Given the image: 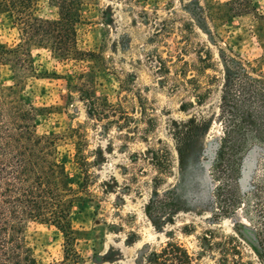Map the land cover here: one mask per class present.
I'll return each instance as SVG.
<instances>
[{"label":"rangeland","instance_id":"1","mask_svg":"<svg viewBox=\"0 0 264 264\" xmlns=\"http://www.w3.org/2000/svg\"><path fill=\"white\" fill-rule=\"evenodd\" d=\"M57 2L77 18V52L64 60L30 43L34 70L15 64L17 96L35 107V134L54 135L76 188L75 153L91 161L71 217L82 264H142L168 240L194 264H264V144L246 133L241 152L222 149L231 173L243 157L241 204L228 215L212 177L227 173L214 162L226 75L241 66L264 83V0H35L33 12L56 20ZM20 38L0 9V43ZM13 83L12 66L0 63V99ZM26 238L37 264L63 258L53 225L30 222Z\"/></svg>","mask_w":264,"mask_h":264},{"label":"trees","instance_id":"2","mask_svg":"<svg viewBox=\"0 0 264 264\" xmlns=\"http://www.w3.org/2000/svg\"><path fill=\"white\" fill-rule=\"evenodd\" d=\"M34 2L0 0V9L14 16L21 33V42L14 47L0 43V63H10L14 72L13 85L0 99V264H37L26 238L30 222L53 225L63 235V258L49 264H82L83 259L76 249L78 232L72 227L71 217L90 177L91 161L80 149L75 153L83 174L80 188H76L67 174L65 162L57 155L54 135L35 134V107L17 96L23 77L17 74L15 67L17 64L28 72L34 70L27 46L36 42L38 46H50L57 58L71 59L77 52L73 46L77 18L72 19L68 10L57 2L59 18L44 19L33 12ZM238 69L225 77L223 106L220 107L224 129L214 161L219 173L224 174L226 170L227 173L225 179L212 173L218 182L217 208L223 215L241 204L238 181L243 157L240 154L238 167L231 173L227 164L225 166L222 149L226 147L228 154L235 149L241 152L242 137L246 133L251 143L264 144V83L246 74L241 66ZM152 154L156 158V154ZM156 180L159 182V177ZM257 234L263 238L257 237L256 242L264 256L263 225ZM142 264H194V258L183 244L168 240L159 249L150 251Z\"/></svg>","mask_w":264,"mask_h":264}]
</instances>
